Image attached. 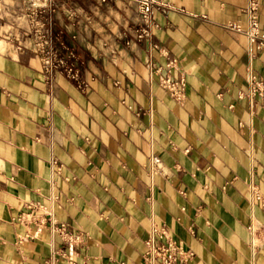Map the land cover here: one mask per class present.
<instances>
[{
  "label": "crops",
  "instance_id": "0c3cea01",
  "mask_svg": "<svg viewBox=\"0 0 264 264\" xmlns=\"http://www.w3.org/2000/svg\"><path fill=\"white\" fill-rule=\"evenodd\" d=\"M164 1L144 40L133 0L56 2L52 44L74 54L82 91L17 40L29 2L0 0V264H45L56 249L77 264H144L152 218L194 251L188 264H264L247 228L252 216L264 225L249 189L264 183V102L240 97L249 68L264 81V49L251 56L225 26L246 25V0ZM260 23L264 33V0ZM169 59L186 71L184 101L151 72L167 74ZM30 204L78 243L17 221Z\"/></svg>",
  "mask_w": 264,
  "mask_h": 264
},
{
  "label": "built area",
  "instance_id": "2783aa9c",
  "mask_svg": "<svg viewBox=\"0 0 264 264\" xmlns=\"http://www.w3.org/2000/svg\"><path fill=\"white\" fill-rule=\"evenodd\" d=\"M29 2L21 17L25 20L27 29L23 36L30 39V50L40 59L42 71L48 78L61 73L67 79L76 84L80 90H85L89 86V81L85 80L81 74V68L77 65L74 54L62 55L52 44V35L55 27L54 12L58 0H27ZM113 0H102L103 3H109ZM137 5V11L141 22L134 26L135 38L144 40L150 38L151 30L157 27L152 20L156 10L166 7L168 4L164 0H133ZM260 4L261 0H246L244 12L246 14V25L244 26L237 20L229 21L225 24L231 30L243 32L249 42V52L254 56V49H264V33L260 23ZM68 15L76 17L75 12L70 9ZM21 25V22L15 24ZM8 38L11 33H6ZM126 44H129L127 41ZM21 46V42L19 43ZM167 74L162 73V67L152 65L151 72L159 77L160 85L165 88L171 96L179 101L187 98L186 91V71L180 70L176 59H169L166 63ZM172 70H180V78L174 79L170 76ZM240 97H248L250 100L259 99L264 102V81L259 79L252 68L248 73V88ZM159 163V159L154 157L152 164ZM153 169V167H152ZM251 206L260 207L264 210V183L251 181L249 183ZM38 204H30L29 211L19 214L15 219L19 222L30 224L36 227L39 232L42 225L49 223L53 231L58 233L63 240L69 244H77L79 236H69L65 232L63 224L54 220L53 214L49 212L45 220H41L34 209ZM248 231L251 235V248L255 253L259 246L264 244V225L253 218L248 225ZM30 234L20 238L18 243ZM146 250L143 254L144 264H188L193 260L195 253L191 249H186L182 240L177 239L166 224L158 223L152 218L151 224L147 230L145 239ZM77 254L74 252H65L62 249H56L45 260V264H56L59 258H65L68 264H77Z\"/></svg>",
  "mask_w": 264,
  "mask_h": 264
}]
</instances>
